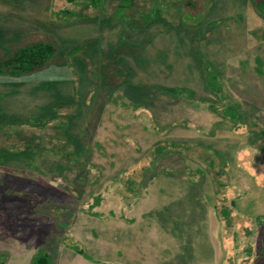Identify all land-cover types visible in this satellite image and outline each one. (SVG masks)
I'll list each match as a JSON object with an SVG mask.
<instances>
[{"label":"rangeland","instance_id":"1","mask_svg":"<svg viewBox=\"0 0 264 264\" xmlns=\"http://www.w3.org/2000/svg\"><path fill=\"white\" fill-rule=\"evenodd\" d=\"M122 1L0 0V61L39 41L63 49L0 75L14 92L0 99V264H34L40 248L52 264H264L258 0H128V18L114 15ZM229 94L250 117L233 130ZM97 217H135L144 239L119 224L97 234ZM111 230L116 251L97 253ZM136 246L151 260L126 259Z\"/></svg>","mask_w":264,"mask_h":264},{"label":"trees","instance_id":"2","mask_svg":"<svg viewBox=\"0 0 264 264\" xmlns=\"http://www.w3.org/2000/svg\"><path fill=\"white\" fill-rule=\"evenodd\" d=\"M70 2H77L79 0H68ZM84 2H88L89 4H93L95 6H98L100 4V0H83ZM130 5V2L128 0L122 1L120 6L117 8L116 14H114L117 17H126L125 8H127ZM256 9L264 13V0H258L255 4ZM64 14L68 16V14H75L73 12H66L64 11ZM131 18V17H130ZM63 49L59 48L56 44L52 42H34L32 44H29L27 46H24V48H18L15 50L13 53H10L6 59L0 61V75H9L13 77H19V76H24L27 74L34 73L38 70H42L43 68L47 67L57 55H59L60 52H62ZM206 70H208L209 73V79L208 83L209 84H216V81L218 80L217 75L214 74V72L210 71L207 67ZM162 93V91H159ZM137 99H132L133 104L136 107H144L145 109L148 106L147 102L148 99L147 96H138L135 97ZM213 108V107H212ZM220 111L222 109H219L218 107L213 108V110ZM2 109H0V117H2ZM222 112V111H221ZM227 113L230 117V119L235 123L234 129L239 128L242 126L241 121L239 117L237 116L235 111L230 110V109H225L223 110L222 113ZM249 119L250 117L247 116ZM4 118V117H3ZM18 123V122H17ZM241 123V124H240ZM2 125H6L4 123H0L1 128L5 127ZM244 125V124H243ZM264 134V130H263ZM75 249L77 251H81V249H78L75 246ZM43 248H40L39 251L34 255L33 257V263L34 264H52V258L48 255Z\"/></svg>","mask_w":264,"mask_h":264},{"label":"crops","instance_id":"3","mask_svg":"<svg viewBox=\"0 0 264 264\" xmlns=\"http://www.w3.org/2000/svg\"><path fill=\"white\" fill-rule=\"evenodd\" d=\"M64 81H66V80H60V79H53V80H50V81H46V83H49V84H52L50 87L51 88H53V90H54V94L57 96H65V94H63L62 92H61V90L60 89H58V87L57 86H59V85H61V84H63V82ZM13 91V90H12ZM12 91H8V92H11L12 94H14V92H12ZM52 91V90H51ZM8 92H0V99H2L5 95H7V94H5V93H8ZM9 94V93H8ZM57 96V97H58ZM229 109L230 110H233V111H235L236 112V114H238V117H239V119L241 120V119H243L244 117H247V114H246V112H243L242 110H241V103H239V102H235V100H232V97H231V94H229ZM208 108V109H207ZM214 108V107H213ZM213 108H211V106H209V105H207V107L206 108H203L204 110H205V112L206 113H216V112H218V111H216V110H213ZM217 114V113H216ZM73 118H75V117H73ZM73 120V119H72ZM217 120V119H216ZM242 121V120H241ZM214 123H216V121L214 122ZM224 124V123H223ZM225 125V124H224ZM72 124H70V125H68L67 126V128L65 129L66 130V135H67V139L68 140H70V143H72L73 144V148L76 150L77 148H83L85 145H83L82 144V138L79 136V133L77 134V131H73V129H72ZM234 124H231V125H229V124H227V128L229 129V130H233L234 129ZM211 132H212V130H211ZM214 132H212V134H213ZM152 209V208H151ZM134 212H135V209H134ZM98 218V217H97ZM126 218H128V217H126ZM126 218H118V217H114V218H102V219H99L100 220V222L102 223L101 225H100V228L98 227L99 225L97 224V227H95L94 228V226L92 225V227H91V229L92 230H94L97 234H99V233H106L105 231H104V226H106L107 224L108 225H110V226H118V224L120 225V228H121V230L123 231V235H126V234H129V233H131L132 235L130 236V234L128 235L130 238H132L133 240H137L138 238H137V236H139L140 237V239H138V241L139 240H142L143 241V239H144V237H143V235L142 234H137L138 232H136V230H138V229H135L134 231H130V229L131 228H133V226H134V224H136L134 221H132V219H135V217L134 218H128V219H130V220H127ZM99 222V223H100ZM134 222V223H133ZM145 227H149V225H145ZM95 229H97L98 231H96ZM100 229V230H99ZM128 232V233H127ZM126 233V234H125ZM112 235H115V233H113V231L111 230V231H109V234L107 233L106 234V237H105V242L103 243V244H105V247H102V244H99L98 243V248H97V253H100L101 254V248H103V249H105V250H107V251H116V250H114L112 247H111V245H112V243H113V241L115 240V237L113 236V239H112ZM137 235V236H136ZM92 240V239H91ZM138 246V245H137ZM137 246H136V248H133L132 250L131 249H125V256H127L126 257V259H129V258H131V259H133L134 260V258H138V257H135L136 256V253L138 254V253H140V257H142V261L143 260H145L146 259V257H150L149 259L151 260V256H149V253L147 252V249L145 250H143V251H141V249H137ZM142 247V246H141ZM140 247V248H141ZM138 250V251H137ZM77 254L78 255H81L79 252H77ZM77 255V256H78ZM107 256V258H109L110 257V255H106ZM132 256V257H131ZM154 257V256H153ZM110 259V258H109ZM139 259V258H138ZM120 263H123V264H131V260H124V262H120Z\"/></svg>","mask_w":264,"mask_h":264}]
</instances>
